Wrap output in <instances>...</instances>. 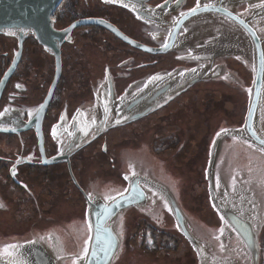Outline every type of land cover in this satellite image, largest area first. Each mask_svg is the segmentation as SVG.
Listing matches in <instances>:
<instances>
[{
    "label": "water",
    "instance_id": "1",
    "mask_svg": "<svg viewBox=\"0 0 264 264\" xmlns=\"http://www.w3.org/2000/svg\"><path fill=\"white\" fill-rule=\"evenodd\" d=\"M60 1L0 0V35L14 38L18 46L0 76V133L15 136L22 145L21 134L30 131L36 139L40 165L66 164L71 181L85 201L87 229L91 225L88 254L82 257L81 250L79 255L73 253L68 258L60 251H53L42 240L0 241V264H64L69 259L76 264H112L121 244L115 223L130 207L143 213L156 208L167 212L172 219L170 229L186 241L197 264H258L259 233L264 225V171L257 173L249 169L234 149L236 142L232 140L264 155L261 151L264 149V0H199L201 6L197 11L188 10L180 15L170 27L165 43L156 47L130 38L101 17L79 18L57 29L50 15ZM140 3L143 4V0ZM82 26L104 29L132 48L150 54L190 52L192 55L186 57V61L197 64L156 72L130 83L120 95H116L113 78L106 70L105 80L97 85L91 99L78 105L70 117L62 110L58 118L48 124L47 110L62 72L61 47L64 43L71 44L73 30ZM28 36L53 58L52 79L34 112L24 108L25 97L21 93L24 89L17 87L20 82L14 81L9 87L21 57L23 40ZM223 59L239 63L251 73V81L241 126L218 127L208 148L205 179L210 205L221 221L216 231L194 223L187 216L174 189L165 182L166 176L157 168L125 175L128 177L124 179L126 188L110 196L114 199H106L108 196L96 189L85 191L77 185L70 159L101 134L152 114L198 82L219 81L241 89L237 74L226 68ZM45 134L56 146L55 153L48 157L44 151ZM23 163L14 160L8 168L9 177L16 183L18 167ZM112 243L115 247L109 248ZM9 245L16 247L8 248Z\"/></svg>",
    "mask_w": 264,
    "mask_h": 264
},
{
    "label": "rangeland",
    "instance_id": "2",
    "mask_svg": "<svg viewBox=\"0 0 264 264\" xmlns=\"http://www.w3.org/2000/svg\"><path fill=\"white\" fill-rule=\"evenodd\" d=\"M73 6L77 7V10H74ZM82 6V0H61L59 7L65 11L66 15L70 9H73V13L77 12L80 15L78 10ZM78 14L76 15L79 16ZM103 38L106 39L105 42L102 41ZM73 39L76 42L73 46H71L72 44L63 46V57L66 59H63L60 80L50 105L53 109L60 106L65 94L71 96L67 89L78 88V90H83L81 96H90L88 81L90 77L93 78L91 73L101 70L100 60L106 54L107 57H110V54L120 56L126 51V46L123 43L100 28H82L74 31ZM44 69L43 91L45 94L53 75V58L51 56L44 59ZM235 73L237 80L241 81V89L231 86L215 88L212 87L214 81L201 82L184 93L174 103L163 107L158 112L137 122L134 121L108 131L105 135L106 154L99 152L102 140L100 137L90 145V148L88 147L75 155H92L93 159L86 158L82 165H85L86 168L89 166L91 169H98L97 174L95 172L91 174L95 179L92 183L96 191H100L106 196L124 191L126 181L119 177L115 171L110 170L107 158L111 156L113 163L118 164L117 159L120 151L129 149L127 152L129 165H126L125 161L122 165L126 175L135 172L143 173L151 167L159 169L166 176L165 182L174 189L179 204L187 216L194 223L216 231L221 226V221L209 202L205 167L208 148L218 127L223 125L241 126L245 117L250 78L241 69H237ZM176 104L177 106H175ZM178 108L179 110L175 114H169ZM165 114L169 115L163 117ZM224 119L225 121H222ZM226 141L236 142L235 146L232 145L249 169H252L253 172L256 170L257 173L264 171V155L261 152L247 144L238 142V140L227 139ZM101 150L103 151V149ZM159 156L166 157V159L162 161L163 159ZM74 166L76 168V170L73 169L74 174L79 177L78 179L83 180V173L79 168L80 163L76 161ZM60 168L62 170L60 175L55 174L53 168H50V176L44 178L39 174L28 180L30 188L35 196L39 197V201L42 198L47 199L50 192L49 202L54 205L53 210L59 212L61 219L75 215L74 223L65 224L67 225L66 230H63L64 224H59L56 227L65 232L63 237L58 240L64 245L66 254L76 253L79 255V251L82 249L78 246L83 242L82 238L86 234L87 228L83 224L85 205L79 199L78 193L74 192L68 173L62 167ZM0 175L5 177L6 173ZM217 178H219L218 175ZM15 195L21 196L23 193L16 192ZM44 208H46L45 204ZM21 209L22 219L16 221L11 218L10 228L3 227L5 232L16 234L30 222L31 219L28 218L27 221H24L28 214L29 218L34 216L29 204L25 203ZM160 212L165 211L156 208L143 213L128 208L120 214L115 223V230L121 238V244L112 264H197L195 254L186 241L176 231L170 229L171 217L167 215L169 221L163 223L164 225L159 222ZM21 221L23 222L21 223ZM41 224L42 222H39V225ZM78 228L84 229V231H79ZM24 237L7 236L4 239L0 238V241L9 242L14 238L23 240ZM149 239L152 241L151 244H149ZM50 240L52 238L45 241L48 242L46 245L49 247H51ZM53 250L56 251L57 248ZM64 264H73V259L65 261ZM258 264H264V225L260 228L259 233Z\"/></svg>",
    "mask_w": 264,
    "mask_h": 264
},
{
    "label": "flooded vegetation",
    "instance_id": "3",
    "mask_svg": "<svg viewBox=\"0 0 264 264\" xmlns=\"http://www.w3.org/2000/svg\"><path fill=\"white\" fill-rule=\"evenodd\" d=\"M140 1L141 0H82L83 6L80 10H78V12H80V15L77 12L73 13V9L77 10V7L75 6H73V9H70V12L68 13V15H66L65 11L61 7H59L61 2L60 1L57 7L55 8V12H57L56 14L58 15L56 16L54 26L57 29H62L67 25H69L71 22L79 18L101 17L113 23L119 30H121L124 34H126L130 38L139 41L143 44L156 47L159 45H163L165 43L166 35L168 34L170 27L176 21V19L181 15V13H185L186 11L190 10L196 3V0H146V1L143 0V4H141ZM121 2L123 3V5H121ZM124 4H126L131 10H133V13L128 9V7H125ZM76 14H78L79 16H77ZM92 27L95 28V26H82L74 29L72 32L71 46H73V44L76 43L75 39H73L74 31H77L82 28H92ZM106 32L112 35L108 31ZM102 41L105 42L106 39L103 38ZM66 44L67 43H64L61 47L62 68H63V59L65 60V58L63 57L64 56L63 46H65ZM123 44L126 46L125 53L121 54L120 56L115 54H110V57L109 56L107 57V54L104 55V57L100 60L101 70L93 74L91 73L93 78L91 79L90 77L88 81V89L90 91V96H81L83 94L81 95L75 94L69 96L68 94H65L58 108L57 107L55 109L51 108L50 107L51 103H50L46 114V116L48 117L46 119L45 116L44 122L46 119L48 124L52 123L58 118L62 110H66L67 115L70 117L72 112L78 105L92 98L93 91L97 88V85L105 80L106 70H108L109 74L113 78L116 95H120L130 83H133L140 79L147 78L156 72L162 70H172L174 68H182V69L190 68V67H194L197 64L186 61L187 60L186 57L192 55V53L190 52L181 53V52L173 51L163 54H150L147 52H143L139 49L132 48L131 46L125 43ZM17 49H18L17 41L14 38L0 35V76L9 66L13 57V53L16 52ZM46 57L50 58V55L46 54L43 51V49L38 45V43L33 39L32 36H28L23 40L21 57L9 80V87L14 81L20 82L18 83V85H20V87L24 89V91L21 92L22 95H24L25 97L23 101L24 108L28 109L29 112L30 111L34 112V110L38 107L44 96L43 64H44V59ZM223 62L226 68L231 72H235L237 69H241V71L245 72V70L233 59H223ZM29 68H32V71L29 70ZM247 76H249L251 81V75L247 74ZM200 83L201 82L193 84L185 92L177 95L171 101H169L167 105L174 103L184 93H186L191 88L197 86ZM212 84H213L212 87L215 88H225V86L230 87V85H225L223 83L222 85L221 82L218 81H214L212 82ZM69 92L71 91L69 90ZM167 105H165L164 107H166ZM175 106H177V104ZM159 110L155 112H158ZM177 110H179V108L176 109V111L174 112H170L169 114L173 115L175 114V112H177ZM169 114H165L163 115V117L164 116L167 117ZM222 121H225V119ZM106 133L101 134L99 137H97L94 140L96 141L98 138L102 137L99 146L100 154L103 153L106 154V147H105ZM13 138L15 140H13ZM94 141H92L90 144L85 146L80 151L85 150L88 147L90 148V145ZM2 143L4 145L7 144L11 145V149L2 150L0 148V150L2 151V152L0 151V174L6 173L5 177H2L1 175L0 177L3 178L4 180L3 187L5 188L7 187L4 191L7 192V196H8L6 199H4L3 202L2 200L0 201V203L4 205V207L0 208V238L4 239L7 236L9 237L25 236L23 240L14 238L12 240H9V242L7 243L42 240L45 244L48 243L45 242L46 239L52 238V240L49 241V243H51V249L57 248L56 251H60L62 254L67 255V257L69 258V256L72 255V253L66 254L67 251L65 252L64 245L61 244V242L59 243L58 239L63 237V233H65L63 231L66 230L65 227L67 225L65 224L69 222L74 223L76 219L75 215H72L67 219H63V218L61 219L59 216V212L54 211L53 210L54 205H52L49 202L51 197L50 192L48 195L49 197H47V199L42 198V200L39 201L38 199L39 197L35 196L32 189L30 188L31 185H30V181L28 180L30 177H36L39 174L42 175L44 178L50 176L49 175L50 168L51 169L53 168V171L57 175H60L62 173L60 167H62V169L68 173L66 164L58 163L48 166L40 165L39 164L40 155L38 153L36 139L35 136L30 131L21 134L22 145L19 144L15 136L10 134L0 133V145ZM141 144L144 143L141 142ZM55 147H56L55 144H53L51 139L47 137V134H45V140H44L45 155L47 157L53 155L55 153ZM101 149H103V151ZM128 150L129 149H123L120 151L117 159L118 164L113 163V158L111 156H108L107 158L110 170L115 171L117 175L122 179H124V176L126 175L122 167L123 162L125 161L126 165H129L128 164L129 158L127 157ZM80 151L74 154L70 159L71 171L76 179L77 185L80 188H82L85 191H93V189L95 188L92 181H94L95 179L91 174H93L94 172L95 174H97L98 169H91L89 166H87L86 168L85 165H82L83 161L86 158H90V160L93 158L91 154H87V155L80 154L78 156H75ZM162 159H163L162 161H164L166 157ZM14 160H19V162L22 161L24 162L18 167V173L16 175L17 183L11 180V178L8 175V168L12 165V162ZM76 161L80 163L79 168H81V171L83 173V180L78 179L79 177H77V175L74 174L73 172L74 170H76L74 166V163ZM35 171L38 172L35 173ZM68 177L70 179L69 174ZM99 179H101V177H99ZM70 184L73 185L72 187L74 192L76 191L78 193V196H80L79 199L82 201V204L85 205L83 196L79 192L76 185L73 184L71 179H70ZM11 187L12 190L10 189ZM16 192L23 193V195L17 196L15 195ZM0 196L1 199L4 198L1 192H0ZM25 203H28L30 210L34 212V214H32L34 215L33 217L30 216L29 218V214H28V216H26L24 219V221L25 220L27 221V218L31 219L30 222H28L27 226L24 229L21 228V230L17 231L16 234H13L11 232H5V228L3 227L8 226L10 228L11 218L16 221H20L19 219H22L21 215L23 216V213L21 208L25 206ZM44 204L46 205V208H44ZM131 208L135 209V207H130V209ZM160 215L161 218L159 219V222L165 224V222L169 221L167 213L160 212ZM16 217L18 218L16 219ZM143 217L146 218L144 215ZM22 222L23 221H21V223ZM39 222L40 223L42 222V224L39 225ZM59 224L60 225L64 224L63 230H60V228L56 227ZM83 224L85 225V221ZM78 229L79 231H84V229H80V228ZM85 232L86 234L82 238L83 242L80 244V246H78L81 247L82 250L85 247L84 242L89 236V230L87 228Z\"/></svg>",
    "mask_w": 264,
    "mask_h": 264
},
{
    "label": "snow or ice",
    "instance_id": "4",
    "mask_svg": "<svg viewBox=\"0 0 264 264\" xmlns=\"http://www.w3.org/2000/svg\"><path fill=\"white\" fill-rule=\"evenodd\" d=\"M125 6H127V5H125ZM200 6L201 5H200L199 0H196V7L190 9V11L192 13H195ZM204 7L207 8V7H210V5H204ZM181 15H185V13H181ZM12 34L14 35V33H12ZM17 87H20V85H17ZM42 107H43V105H41V108ZM37 111H39V109H37ZM107 112H108V109H107V106H105V113H106L105 119H107ZM29 115H31V113H29ZM93 123H95V119H93ZM116 123H120V121H116ZM221 131L227 132L226 129H222ZM55 135H56V132H55V128H54L53 129V136H55ZM219 135H220V133H217V136H219ZM262 143H264V142H262ZM261 151H264V149H261ZM133 174H135V173H133ZM13 175H15V172H13ZM124 179H128V177L125 176ZM89 198H91L90 195H89ZM105 198L106 199H114V197H110V196L105 197ZM2 207H4V205L2 203H0V208H2ZM88 229H89V231H91V225L90 224L88 225ZM90 240H91V237L89 236L88 239L85 240V242H84L85 243V247L83 248L82 257H86L87 254H88V243H89ZM151 243H152V241H151V239H149V244H151ZM15 247H16V245H9L8 246V248H15ZM113 247H115V244L114 243H112V244L109 245V248H113ZM5 251H7V249H5ZM73 264H76V262L74 261Z\"/></svg>",
    "mask_w": 264,
    "mask_h": 264
},
{
    "label": "crops",
    "instance_id": "5",
    "mask_svg": "<svg viewBox=\"0 0 264 264\" xmlns=\"http://www.w3.org/2000/svg\"><path fill=\"white\" fill-rule=\"evenodd\" d=\"M66 59V58H65ZM35 69H36V67H35ZM43 69H44V64H43ZM244 69V68H243ZM29 70H31L32 71V68H29ZM245 70V69H244ZM44 72H45V69L43 70ZM245 72L247 73V74H250L251 75V73L250 72H248V71H246L245 70ZM28 79V78H27ZM78 84V83H77ZM80 86V85H79ZM70 87V86H69ZM65 89H67V87H65ZM71 92V95H75V94H82V90H78V88L77 89H69ZM78 90V91H77ZM47 137H49V136H47ZM50 138V137H49ZM0 148L2 149V150H8V149H11V145H4L3 143L0 145ZM1 151V150H0ZM2 152V151H1ZM3 184H4V180H3V178H1L0 177V192H1V194L3 195V197L4 198H2L1 199V196H0V201L2 200V202L4 201V199H6L8 196H7V192H5L4 190L7 188H5V187H3ZM11 190H12V187L10 188Z\"/></svg>",
    "mask_w": 264,
    "mask_h": 264
},
{
    "label": "built area",
    "instance_id": "6",
    "mask_svg": "<svg viewBox=\"0 0 264 264\" xmlns=\"http://www.w3.org/2000/svg\"><path fill=\"white\" fill-rule=\"evenodd\" d=\"M50 18L55 22L56 15H55L54 11L51 13Z\"/></svg>",
    "mask_w": 264,
    "mask_h": 264
},
{
    "label": "trees",
    "instance_id": "7",
    "mask_svg": "<svg viewBox=\"0 0 264 264\" xmlns=\"http://www.w3.org/2000/svg\"><path fill=\"white\" fill-rule=\"evenodd\" d=\"M54 13H55V10H54ZM56 15V14H55ZM97 28H99V27H95V29H97Z\"/></svg>",
    "mask_w": 264,
    "mask_h": 264
}]
</instances>
